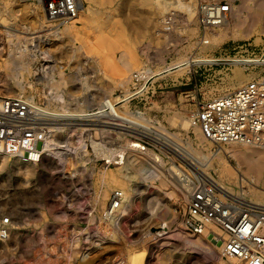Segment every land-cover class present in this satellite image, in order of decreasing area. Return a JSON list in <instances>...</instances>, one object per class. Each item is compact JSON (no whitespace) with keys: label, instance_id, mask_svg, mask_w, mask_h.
Listing matches in <instances>:
<instances>
[{"label":"rangeland","instance_id":"rangeland-1","mask_svg":"<svg viewBox=\"0 0 264 264\" xmlns=\"http://www.w3.org/2000/svg\"><path fill=\"white\" fill-rule=\"evenodd\" d=\"M158 1L160 0H151V4L157 6ZM166 1L160 6V26L143 29L139 38V34L134 33L136 37L132 30L124 28L126 32L129 31L127 34L130 39L134 40L131 42L132 50L138 60L129 75L144 66L151 69L152 73L159 71L176 61L179 56L188 59L193 57L194 60L208 59L217 57L221 52H231L233 47L243 42L251 46L264 43V31L261 32L259 25H256L246 37L238 35L237 31L236 36H229L212 47H203V41L209 39L206 35L204 37L195 18V5L201 0H193L194 15L191 21L187 20L188 23L182 19L186 12L172 4L175 0H168L169 4H166ZM215 1L237 6L243 0ZM25 2L29 5L35 2L37 4V1ZM118 2L119 0H114L110 6L96 4L98 16L102 18L106 13L104 19L111 15L113 19H122V16L129 15L127 10L117 9L120 8L116 5ZM24 9L19 7V10L1 12L0 29L13 34L20 33L17 35L28 38L38 35L39 39L20 41L12 37L13 43L9 48L12 52L14 50L12 53L8 51L7 42L0 35V62L9 52L17 55L21 48L27 46L20 61L27 65L29 70H19V66H16L17 73L13 74L15 78H12L11 74L7 78L3 76V82L10 87L17 81L20 82L22 90L18 94L17 91L15 94H0V98L22 96L42 104L48 111H58L62 102L50 100L54 94L50 88L54 85L55 89H52L62 94L64 101L68 102L69 112L80 114V109L82 112L94 111L100 108L98 106L103 101L110 98L114 102L123 97L126 89L129 91V80L125 84L117 83L126 73L121 64L123 47L110 51L113 68L116 66L118 70L111 68L108 63H103V50L93 51V42L95 35L98 36V30L96 31L95 23L85 20L90 13H87L84 22H76L79 32L73 38L58 31L50 33L60 28L61 22H52L46 30L40 25L33 28L35 25H31L25 18V14H29L31 10ZM101 12L104 14L101 15ZM42 15L46 17L43 9ZM93 24L96 27H93ZM193 27L194 35L187 38L186 30ZM29 31L34 33H28ZM257 36L261 38L260 41ZM39 46L41 49L47 48V51L42 52ZM77 46H80L79 49ZM87 48H92V51ZM195 64L198 72L191 84H180L186 82L190 66L184 70L153 76L152 82L147 84V93L126 101L125 105H119L117 111L130 112V115L138 112L148 119L150 125H163L170 133L178 134L180 142L184 143L188 137L194 136L192 126L184 129L179 119L191 118V111L194 109L190 101L191 95H194L197 101L207 100L237 88L248 81V77L258 74L244 71L238 66L232 67L225 74L217 67L209 69V66L204 67L205 64ZM235 75L244 81L237 83ZM47 80L54 83L51 85ZM13 85L12 87L15 86ZM171 117L174 119L171 120ZM102 120L109 121L110 116H105ZM74 122L82 123L77 120ZM74 127L82 129L80 140L74 142L75 151L65 155L66 163L62 169L56 166L49 171L52 174L50 179L46 175H39V166L35 168L37 172L25 174L13 163V155L6 154V157L0 160V264H77L78 257L100 247V243L105 240L112 241L113 246L96 251L98 253L94 264H195L194 258L191 257L197 254L194 248L191 251L190 247L196 240L209 254L216 255V259L210 256V259L207 258L200 264L228 262V256L218 250L221 243L211 238V232H216L214 225L207 224L203 232L194 235L183 230L182 216L186 209V191L172 179V168L165 154L156 149L146 150L147 152L131 149L130 136L127 131L119 128L82 124ZM205 141L206 156L218 151L208 140ZM41 145L42 143L40 148ZM230 145L222 147L225 151L215 165L227 168L231 175L225 176L223 170L214 169L215 165L207 170L208 174L230 191H234L243 179L249 188L247 197L256 200L260 198L259 200L264 202V197L255 194V191L264 192V183L243 175L238 157L228 152ZM56 165H59L57 161ZM155 168L161 172L162 179L151 174V169ZM102 172L117 176L122 187L110 186L104 203L99 205L95 195L100 189ZM111 201L116 202L118 206H109ZM130 254L134 257L133 262L128 259Z\"/></svg>","mask_w":264,"mask_h":264},{"label":"built area","instance_id":"built-area-1","mask_svg":"<svg viewBox=\"0 0 264 264\" xmlns=\"http://www.w3.org/2000/svg\"><path fill=\"white\" fill-rule=\"evenodd\" d=\"M30 1L40 2L45 16L55 22L69 21L78 13V0ZM228 12L229 5L226 2L199 1L195 6V18L202 34L205 36L207 30L223 22ZM189 59L194 60L193 57ZM208 59L212 61L200 64L209 66V69L217 67L225 74L237 66L244 71H258V74L237 88L207 100L197 101L191 95L190 101L194 105L191 111L193 125L216 149L231 143L264 148V43L251 46L243 42L233 47L231 52H221L217 57ZM195 65L192 63L186 82L180 84L192 83L198 72ZM151 74L146 66L131 74L128 89L132 97L127 101L148 92L147 84L153 80ZM102 108L82 112V120L78 118L77 121H82V125L105 126L112 119H117L111 118L106 107ZM105 116H110V120H102ZM60 122L38 102L22 96L2 97L0 147L7 155L28 157L40 147L49 128L60 125ZM127 134L130 136L131 149L138 152L156 149L169 159L172 179L186 191L183 230L193 235L199 234L208 223L212 224L216 232H211V238L221 243L227 256L237 259L240 264H264V204L247 197L249 188L243 179L234 191H230L210 174L197 169L189 157L164 149L157 131L144 135Z\"/></svg>","mask_w":264,"mask_h":264},{"label":"bare ground","instance_id":"bare-ground-1","mask_svg":"<svg viewBox=\"0 0 264 264\" xmlns=\"http://www.w3.org/2000/svg\"><path fill=\"white\" fill-rule=\"evenodd\" d=\"M113 1L114 0H78V13H77V15L69 21H66V20L62 21L61 27L50 31V33L54 34V32L56 33V31H58V32L64 34V36L66 35V36H70V37L72 36L73 37L75 35H78V32H79V30H78L79 27L76 26V22H84L85 20H90L92 23H95L97 28H98V29L96 28V31L98 30L99 34L97 33L98 36L95 35L96 39H94V42H93L94 43L93 51H95V50L98 51V49H99L101 52L103 50L101 56L103 57L102 60H103L104 64L108 63L109 66L111 68H113L114 64H113L112 60H110L111 57H109L111 54L110 51H113L116 47H117V49H120V48L122 49V47H123L124 55L121 56V59H122L121 64H122L123 69H125V72L127 74L124 73V71L122 69L124 76L122 78L119 77L120 79H118V81L116 78V81L119 84H122V83L125 84L130 79V76H131V74L130 75L128 74L129 71H131V69L133 70L134 67H136V65L138 64V60H137V58L134 55L133 50H132L131 42H133L134 40L132 41V39H130L127 32L132 30L133 31L132 34L137 33V35H138L140 32L143 31V29L154 28L158 25L160 26V21H159V19H160V6L163 5L166 0L165 1L163 0L164 2L162 0L158 1V3L155 2V3H157V6H153L151 4V0H119L118 4H116V5L120 8H117V9H123L125 11L127 10V12H130L129 15L126 14L125 16H122V19H120L121 17L118 19L115 16H114L115 19H113L112 15L110 17L108 16L107 18L105 17V19H104L103 17L106 15V13L104 14L103 12H101V15L103 13L104 16L102 17L103 19L100 18L101 16L100 17L98 16V14H99L98 9H97L98 6H96V4H99V5L106 4L107 6L108 5L110 6L113 4ZM167 1H166V4H169V1H168V3H167ZM172 1H174V0H171V2ZM172 4L179 7V10L183 9L184 12H186V16L185 17L182 16V19H184L185 22L188 19L191 21V18H193V15H194V1L193 0H175V3L173 2ZM229 5H230L229 6V12L227 14L226 19L223 22H221L219 25L211 27L205 33V35L208 36L207 38L209 40L203 41V43H202L203 47H212L215 44H217L219 41H221V40H223L229 36H231V37L236 36L237 34L235 35V33H238V32H239L238 35L246 37L252 32V29L256 25H259V27L261 28V32L264 31V0H243L237 6H233L230 3H229ZM18 6L23 8V9L26 8L28 10H31L29 14L26 15L25 12H24V14H25V18L28 19V22L31 25H35V27H33V28H36L40 25V26H44L45 30H46L49 28L50 24L52 22H54V21H52V20H50L47 17H44L42 15V6H41L40 2H38V1H37V4L35 2V3H32V5H29L28 3L24 2V1L0 0V13L3 11H6V10H10V11L15 10V9L19 10ZM135 7H137V8H135ZM112 11H115V10H112ZM87 13H90V15L88 16ZM110 13L111 12H109V14ZM86 15L88 17H86V19H85ZM119 15H121V14H119ZM0 17H2V16H0ZM133 17H136V18H133ZM187 23H188V21H187ZM96 26L94 25L93 27H96ZM125 27L128 28V30L129 29L130 30L126 32L124 29ZM22 28L23 27H21V29ZM194 30H195L194 27L188 28L186 30V37L190 38L191 36H193ZM30 31L28 33H34V32H30ZM148 32H149V30H148ZM17 34H20V33H17ZM17 34L16 33L13 34V32L10 33L8 30L0 29V35H1L2 39H5V41L7 42L8 49L11 47V44L13 43L12 37H14V39H18V40L20 39V41H22L24 39L36 41L35 39L38 38V35L28 38V37H24L22 35H17ZM53 34H52V36H53ZM143 35H145V34H143ZM143 35H141V36H143ZM134 36H136V35L134 34ZM139 37H140V34H139L138 38ZM148 37L150 38V36H148ZM155 39H156V37H155ZM150 40H152V39H150ZM257 40L260 41L261 38L257 36ZM0 44H1V42H0ZM7 47H6V49H7ZM26 47L27 46H24L23 48H21L17 55H12L11 54L12 50L7 49L8 51H11V52H9L8 55L6 56V58H4V60L0 62V94H7V93H12V92L15 94V91H17V94H18L19 91L22 90V86L20 85V82H18V81L16 83L14 82L15 86L12 84L14 87H12V85L10 87L9 85L6 84V82H3L4 81L3 76H6V78H7L8 75L11 74L13 76V74L17 73L16 72V70H17L16 66L17 67L19 66L18 67L19 70L29 71L27 65H24L20 61V58L22 57V54L25 52L24 50ZM79 47L80 46H77L78 49H79ZM118 47H120V48H118ZM38 48H40V46ZM38 48H36L37 51H39ZM46 49L40 48V50L42 52H46L47 51ZM87 49H90L92 51V48H87ZM13 52H14V50H13ZM121 53H122V51H121ZM17 59H19V60H17ZM208 61L211 62L212 59H197V60L191 61L184 56H179V58L176 61L170 63L169 66H167V67H165L159 71H155L151 75L152 76H159V75L161 76V75H165L171 71L184 70V69L188 68V66H191L192 63H201V62L205 63ZM115 68H116V66H115ZM115 68H113V69H115ZM116 70H118V67L116 68ZM119 70H120L119 72L121 74L122 73L121 67L119 68ZM115 72H117V71H115ZM256 72H258V71H256ZM256 72L250 71V73H256ZM122 75L123 74H121V76ZM235 76L237 79V83H242L244 81V79L241 78L240 76H237V75H235ZM255 76L256 75L253 74L252 76L248 77V80L255 78ZM12 78H15V77L13 76ZM13 81H14V79H13ZM47 81H49V83H51V85H52V83H54V81L53 82H50V80H47ZM63 83H64V81H63ZM8 84H10V83H8ZM115 84H116V82H115ZM53 86H52V88L55 89ZM52 88H50L51 89L50 91H54L53 92L54 94H52L53 96H51L50 100L61 101L62 105L60 104L61 105L60 110H58V111H56V110H49V111H51V113H53L58 119L61 120V122L59 123L60 126H53V127L49 128L48 132L46 133V135L44 137L41 148L39 147L35 152L30 153L28 157H26V155H14V159H13V163L16 166L20 167V169H22L25 174L37 172L35 170V168H36V166H39V170H38L39 175L40 176L46 175L49 177V179L52 178V174H50V172H51L50 170H52L56 166L59 169H62L64 166V163H66L65 155L71 154L70 151H75L74 142L80 140V136H81L80 134H81V130H82L81 128L74 127V125L82 124V123L74 122L78 118H80L82 120V109L79 110L81 113L79 111H77L80 114H73L76 112L70 113L69 109H67V105H68L67 103L68 102L64 101L62 94L56 93V91L53 90ZM48 90H49V88H48ZM129 92L130 91H127V89H126L124 91V94H123L124 98L121 100H120V98H118V99L115 98L116 100L114 102H112L113 100H111L109 98L105 102L103 101V103L100 106H98V107H100L101 110H103L102 107H106L108 109V112H110V116H112L111 118H117V119H112L113 121L108 122V124H106L105 126H108L110 128H114V129L119 128V129H122L124 131H127V133H132V134L136 133L138 135H144V133H149L151 131H157V133L160 134V136H161V138H160L161 142L160 143L164 147V149H167L168 151L170 150L172 153L180 152V153L184 154L185 156L189 157L195 163L197 169L208 174L207 170L210 167H212V165L214 167V165L217 164V161L220 160V158L222 156V152L225 150L223 148H218V151H216V153H213L209 156H206V153H205V151H206V147H205L206 141L205 140L206 139L204 138V136L200 132L199 128L197 126L193 125L192 116H191V118H188V119H186L185 117L179 118L180 123L182 125L181 127H183L184 129H187L188 127L192 126L193 135H194L193 138L188 137V140L186 142L181 143L180 139L178 138V134H175L172 132L170 133L166 129V127L163 125H157V126L150 125L148 119L139 113L131 114V115H130V112L128 113L126 111L119 113V110L117 111V108L120 107L119 105H125V102L128 99H130V97H132L131 96L132 94H130ZM29 98H31V97H29ZM30 100H32V99H30ZM48 104H50V103H48ZM81 104H82V102H81ZM123 107H125V106H123ZM125 110H126V108H125ZM102 112H104V111H102ZM93 116H96V115H93ZM170 119L173 120L174 118L171 117ZM139 126H141V127H139ZM60 143H64V145H61ZM236 144H238V145H236ZM58 145H59V147H57ZM133 146H135V144H133ZM230 147H231V149L229 148L230 150L228 152L233 153L236 155V157H238V160L241 163L243 175L250 177L251 180L255 181V179L256 180L258 179L259 181L261 180L264 183V148L257 147L254 145L245 144V143H231ZM135 153H137V152H135ZM134 155H136V154H134ZM5 157H6V154L2 151V149L0 147V160L1 159L3 160ZM56 161L58 162L59 165H56ZM215 168L219 171L223 170L225 173V176L231 175V172L227 168L219 167L218 165L217 166L215 165L214 169ZM151 171H152L151 174L153 176H158V177L162 176L161 172L157 168L151 169ZM100 176H101V178H100L101 181L99 183L100 189L97 192V194L95 195V198H96L95 200L97 201L98 204L100 203L99 205H102L104 203V200L106 199V196H107V189L113 185H120L121 181L119 180V178H117V176L108 175L105 172H102ZM106 177L108 178L107 180L105 179ZM161 179H162V177H161ZM216 181L220 185H222L224 188L227 189V187L224 186L221 182H219L218 180H216ZM120 187H122V186L120 185ZM121 191L123 193V188L121 189ZM124 192H126V191H124ZM255 194H259L262 197H264V192L255 191ZM249 199L254 201V202L257 201V203L260 202V204H264V202L259 200L260 198L258 200L251 199V198H249ZM115 205H117V204L114 201H111L109 203V206H111V207H114ZM107 212H109V211H107ZM105 215L109 216L108 213H105ZM112 216H114V215L112 214ZM208 227H210V226H208ZM100 244H101L100 247H98L96 249L94 248V250L92 249L93 251L91 250L90 253L87 252V254H86V252H85V254L78 257L77 264H94L96 261L95 260L96 256H97L96 254L98 253V252L96 253V251H103V250H106L107 248H110V246H113L112 241H110V240H107V241L105 240V241L101 242ZM190 248H191V251L194 248V251L197 254L196 256L192 255V257H191V258H194L193 263H195V264H200L202 261H205L210 256L213 257V259L216 257V255L214 253L210 252L211 254H209V252L206 249H204V247L200 243H198V240L193 242V245ZM218 250L220 252H224L223 246L221 245ZM93 252H95V253H93ZM128 259L132 262L134 261V257L131 254H130ZM225 264H240V262L237 259H235L231 256H228V262H226Z\"/></svg>","mask_w":264,"mask_h":264}]
</instances>
